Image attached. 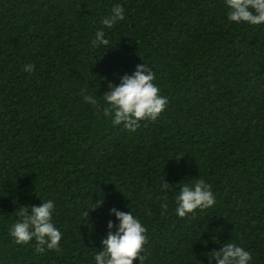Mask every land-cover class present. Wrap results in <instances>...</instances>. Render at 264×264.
<instances>
[{
	"label": "trees",
	"instance_id": "trees-1",
	"mask_svg": "<svg viewBox=\"0 0 264 264\" xmlns=\"http://www.w3.org/2000/svg\"><path fill=\"white\" fill-rule=\"evenodd\" d=\"M117 4L109 48H93ZM140 63L169 102L129 133L82 92L102 95ZM194 178L216 204L182 219L175 195ZM48 199L60 251L14 245L16 208ZM112 207L147 228L145 264H207L201 253L229 241L264 264V25L227 22L223 0H0V264H93Z\"/></svg>",
	"mask_w": 264,
	"mask_h": 264
},
{
	"label": "clouds",
	"instance_id": "clouds-1",
	"mask_svg": "<svg viewBox=\"0 0 264 264\" xmlns=\"http://www.w3.org/2000/svg\"><path fill=\"white\" fill-rule=\"evenodd\" d=\"M227 22L248 26L264 25V0H223ZM125 18L123 6L117 4L101 18V27L96 30L91 40L93 48L105 46L109 41L105 29H112ZM34 64H25L23 70L31 73ZM104 79L103 77H101ZM156 74L144 63L137 64L131 74L119 76V82H106V90L102 95L84 94L85 103L100 110L102 117L113 126L123 125L129 133H134L140 127L141 121H155L168 104V98L160 94L159 86L154 83ZM99 88V87H98ZM99 97H102V105ZM179 186L175 195V215L186 218L198 210L204 211L216 204V197L211 185L205 179H190ZM172 185L161 182L160 190L167 192ZM39 206L24 205L16 208L15 219L8 227V235L17 246L29 245L34 241V251L43 255L48 251L59 252L63 233L53 222L55 201L41 200ZM103 195L100 199L88 202L84 215L89 217L90 211L103 207ZM167 208V204L162 205ZM113 220L105 224L106 235L101 239V248L93 253V264H145L146 256L143 247L147 244V228L132 211H120L116 207L108 210ZM94 226L91 225V230ZM212 239V238H211ZM213 243H220L216 238ZM201 245L207 247L208 241L201 240ZM207 258V264H252V253L235 242H225L219 250L202 252ZM204 264L203 260H197Z\"/></svg>",
	"mask_w": 264,
	"mask_h": 264
}]
</instances>
